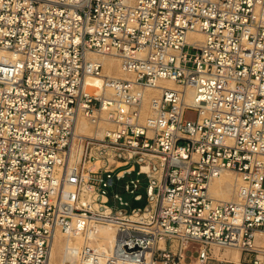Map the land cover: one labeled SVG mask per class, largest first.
<instances>
[{
	"label": "built area",
	"instance_id": "obj_1",
	"mask_svg": "<svg viewBox=\"0 0 264 264\" xmlns=\"http://www.w3.org/2000/svg\"><path fill=\"white\" fill-rule=\"evenodd\" d=\"M81 114L95 132L66 188ZM57 231L83 239L63 264L227 262L214 246L264 264V0H0V264H48Z\"/></svg>",
	"mask_w": 264,
	"mask_h": 264
},
{
	"label": "bare ground",
	"instance_id": "obj_2",
	"mask_svg": "<svg viewBox=\"0 0 264 264\" xmlns=\"http://www.w3.org/2000/svg\"><path fill=\"white\" fill-rule=\"evenodd\" d=\"M199 38L202 37L201 34H192ZM93 56H96L93 54ZM100 61L103 65V73L105 75L113 76H124L127 75L120 66V61L117 57L112 55L101 56ZM104 80L102 76H89L85 82V88L88 91H91L94 94H99L103 88ZM161 85L168 87H176V84L172 80H164L161 82ZM160 88L151 90L150 92L158 93ZM95 132L93 126L89 123V120L86 119L84 115H80L77 124H76V134L73 141L72 149L69 155L68 165L65 169L66 172V188H70L74 182V174L76 171L75 162L79 161L80 152L82 148V135H91ZM100 132V131H99ZM237 181V175L231 174L228 171L222 172L214 180L211 181L209 186L210 194L217 199H230L234 194V185ZM99 234L104 236L107 239H111L113 235L112 228L106 226L101 227ZM63 234L60 231H57L55 238L53 240L52 249L48 264H63L65 260L64 248L67 244L71 246H79L82 244V236H76L75 238H66L65 241H62ZM257 242H264V234H258L256 236ZM224 252L218 250L217 247L213 248V253L219 258L226 259L235 263L240 262V251L238 247H230ZM58 256H61L60 262H57Z\"/></svg>",
	"mask_w": 264,
	"mask_h": 264
},
{
	"label": "rangeland",
	"instance_id": "obj_3",
	"mask_svg": "<svg viewBox=\"0 0 264 264\" xmlns=\"http://www.w3.org/2000/svg\"><path fill=\"white\" fill-rule=\"evenodd\" d=\"M186 113L188 115H192L193 111L192 110H187ZM86 119H87V117H86ZM228 172H230L231 174H235L233 171H228ZM130 178H139V185H138V187L133 192L125 189V187L123 185L124 182L129 181ZM147 182H148L147 176L145 174H143V173H137L136 171L127 174L119 182L116 190L119 193V195L122 196V198L124 200L129 201V205H128V208L129 209L131 207L143 206L146 203V185H147ZM139 193L142 194V198L141 199H135L134 198V195L135 194H139ZM110 202L113 204L114 203L113 202V199H111ZM65 239L66 238L63 235L62 236V241H65ZM214 247H217L218 250L221 251V252H224V251H226L228 249H231L230 247H226V248H221V247H218V246H214ZM213 255L215 257H217L218 259H222V258H219V255L216 256L214 253H213ZM60 258H61V256H58L57 262H60ZM209 264H231V263H225V262H219L218 260H212Z\"/></svg>",
	"mask_w": 264,
	"mask_h": 264
},
{
	"label": "crops",
	"instance_id": "obj_4",
	"mask_svg": "<svg viewBox=\"0 0 264 264\" xmlns=\"http://www.w3.org/2000/svg\"><path fill=\"white\" fill-rule=\"evenodd\" d=\"M225 263H231V264H241L240 262L239 263H235V262H232V261H227Z\"/></svg>",
	"mask_w": 264,
	"mask_h": 264
}]
</instances>
